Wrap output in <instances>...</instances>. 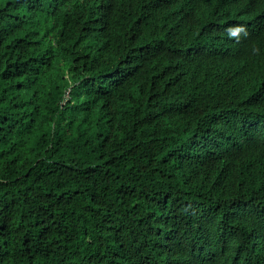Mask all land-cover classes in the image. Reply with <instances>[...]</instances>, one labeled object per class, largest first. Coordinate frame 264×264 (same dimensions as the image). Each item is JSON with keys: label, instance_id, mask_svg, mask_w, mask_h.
Masks as SVG:
<instances>
[{"label": "trees", "instance_id": "trees-1", "mask_svg": "<svg viewBox=\"0 0 264 264\" xmlns=\"http://www.w3.org/2000/svg\"><path fill=\"white\" fill-rule=\"evenodd\" d=\"M0 264H264V0H0Z\"/></svg>", "mask_w": 264, "mask_h": 264}]
</instances>
